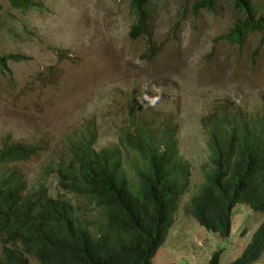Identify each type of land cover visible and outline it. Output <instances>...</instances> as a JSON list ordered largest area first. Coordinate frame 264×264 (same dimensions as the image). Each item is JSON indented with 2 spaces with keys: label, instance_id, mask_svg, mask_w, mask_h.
<instances>
[{
  "label": "rangeland",
  "instance_id": "obj_1",
  "mask_svg": "<svg viewBox=\"0 0 264 264\" xmlns=\"http://www.w3.org/2000/svg\"><path fill=\"white\" fill-rule=\"evenodd\" d=\"M34 1L24 11L0 0V57L24 58L6 60L0 70V151L37 149L28 160L0 169L20 173L28 190L42 182L50 197L69 201L90 219L92 205L61 189L57 176L44 169L67 162L70 143L88 130L100 150L119 146L121 130L136 136L141 126L167 124L190 164V184L152 264H207L218 249L220 264L238 258L264 212L237 203L223 238L200 226L188 206L204 181L202 166L210 165L211 120L226 113L248 122L264 113L262 35L251 33L242 45L224 37L243 18L231 0H215L210 11L194 10L201 0H152L149 31L134 38L129 0ZM253 3L256 17L264 19V0ZM120 150L134 179L138 158ZM253 264H264V251Z\"/></svg>",
  "mask_w": 264,
  "mask_h": 264
},
{
  "label": "trees",
  "instance_id": "obj_2",
  "mask_svg": "<svg viewBox=\"0 0 264 264\" xmlns=\"http://www.w3.org/2000/svg\"><path fill=\"white\" fill-rule=\"evenodd\" d=\"M7 1L24 11L37 3ZM151 1L129 0L135 16L132 38L148 33ZM231 4L243 18L224 37L242 45L258 32L264 41V19L256 17L253 0H231ZM214 6L215 0H201L194 10L210 11ZM23 59L0 57V70L6 60ZM211 122L210 165L202 166L204 181L191 196L188 213L200 226L225 238L235 204L246 202L264 210V120L247 123L222 113ZM121 143L142 162L135 166L134 179L127 176L118 147L97 152L92 140L84 138L70 143L67 162L44 169L46 175L57 176L61 189L92 205L90 219L82 218L69 201L50 197L42 182L28 190L20 173L0 169V264H29L27 254L39 264H152L189 188V165L179 154L172 129L161 134L141 128L136 136L122 131ZM35 153L34 147L9 146L0 151V166ZM263 251L264 222L241 255L228 264H253ZM221 252L216 250L207 264H220Z\"/></svg>",
  "mask_w": 264,
  "mask_h": 264
},
{
  "label": "clouds",
  "instance_id": "obj_3",
  "mask_svg": "<svg viewBox=\"0 0 264 264\" xmlns=\"http://www.w3.org/2000/svg\"><path fill=\"white\" fill-rule=\"evenodd\" d=\"M145 99H148L149 100V102L150 103H154V101H152V100H150L147 96L145 97ZM230 118H232V117H230ZM258 119H260V120H264V113L262 114V115H260V116H258V117H256V118H252L251 120H249L247 123H252V122H256ZM143 129V128H145V129H148V130H153V132L154 133H156V132H160L161 131V134L165 131V130H169L170 132H171V129L174 131V136L176 137V135H177V132H176V130L175 129H173V128H171V127H169L167 124L166 125H163V126H161L160 128H158V129H153V128H149V127H145V126H141V127H139L138 129H137V132L139 131V129ZM123 132H124V130H122ZM122 131H121V135H122ZM95 132L94 131H92V130H88V132H87V134L84 136V140H92V148L95 150V151H97V152H99V151H101V150H103V149H100V150H98V149H96L95 148V140H96V137H95ZM82 140V139H81ZM176 140H177V138H176ZM177 146H178V141H177ZM117 147H120V148H124L127 152H130V151H128L123 145H122V143H121V137H120V145L119 146H114V147H111V148H117ZM35 148V147H34ZM111 148H104V149H111ZM120 148H119V150H120ZM121 151V150H120ZM178 151H179V147H178ZM36 153H37V149H36ZM35 153V154H36ZM121 153H122V151H121ZM130 153H133V152H130ZM34 154V155H35ZM134 154V153H133ZM179 154H180V151H179ZM34 155H32V156H34ZM31 156V157H32ZM135 156L138 158V156L135 154ZM181 156V155H180ZM30 157V158H31ZM182 157V156H181ZM183 158V157H182ZM28 160V159H27ZM184 160V159H183ZM25 161V160H24ZM185 161V160H184ZM187 162V161H186ZM7 163V162H6ZM122 163H123V154H122ZM188 163V162H187ZM3 164H5V163H3ZM2 164V165H3ZM142 164V162H141V160L138 158V160H137V163H136V165L137 166H139V165H141ZM1 165V166H2ZM188 165H189V169H190V164L188 163ZM0 166V167H1ZM123 167H124V163H123ZM125 169V168H124ZM14 171V170H13ZM126 171V170H125ZM190 172V171H189ZM126 174H127V176H129L128 175V173H127V171H126ZM130 177V176H129ZM190 178V177H189ZM27 186V185H26ZM240 203V202H239ZM242 203H246V202H242ZM246 204H248V203H246ZM236 205V204H235ZM249 205V204H248ZM249 207L252 209V210H254V211H260L261 213L262 212H264V210H256V209H253L250 205H249ZM234 208V207H233ZM196 220V219H195ZM174 222H175V218H174ZM264 222V219L261 221V223L259 224V226L262 224ZM198 223V222H197ZM174 224V223H173ZM231 225H232V222H231ZM173 226V225H172ZM171 226V227H172ZM258 226V227H259ZM257 227V228H258ZM257 228L255 229V231L257 230ZM170 229V228H169ZM168 229V230H169ZM168 230H166V231H168ZM166 231H165V233H166ZM254 231V232H255ZM231 232V231H230ZM253 232V233H254ZM253 233H252V235H253ZM252 235H251V237H252ZM250 240H251V238H250ZM250 240H249V242H250ZM248 242V243H249ZM248 243L246 244V246L248 245ZM246 246L244 247V249L243 250H245V248H246ZM243 252V251H242ZM241 252V253H242ZM241 255V254H240ZM256 262V261H255Z\"/></svg>",
  "mask_w": 264,
  "mask_h": 264
}]
</instances>
